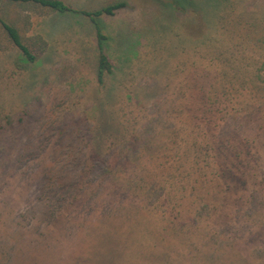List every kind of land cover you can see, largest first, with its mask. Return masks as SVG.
Segmentation results:
<instances>
[{"label": "rangeland", "instance_id": "rangeland-1", "mask_svg": "<svg viewBox=\"0 0 264 264\" xmlns=\"http://www.w3.org/2000/svg\"><path fill=\"white\" fill-rule=\"evenodd\" d=\"M131 1L133 3L128 9L99 20L102 33L107 38L105 53L114 69L113 75L106 78L104 88L96 83L98 52L95 29L88 19L46 11L42 14L37 11L28 13L16 4L0 1V16L20 29L24 41L31 44L40 58L35 65L21 71L13 67V61L17 57L15 50L0 52L1 114H15L33 101L37 106V111L25 121L23 127L14 126L1 133L0 137V142L6 149L0 160V167L4 169V173L0 172V186L4 189L0 201H4L2 208L8 209L5 213L9 215L7 217L2 213L7 220L2 227L10 238L15 231V227L9 224L10 221L18 222L32 207L37 214L44 211V207L40 208V205L35 206L26 201L36 196L39 179L36 174L44 162H36L31 168L33 170L27 171L28 175L32 174L29 180L22 178L20 173L10 167L11 156L15 155L19 145L26 140H50L49 146H46V151L50 152L58 139L56 129L68 126V132L64 134L67 139L78 126L83 131L90 128L93 117L103 126L107 122L115 124L124 139L128 140L129 132H138L145 140L150 139L152 131H143V126L149 120H156L161 133L159 131L154 143H150L151 150L147 154L142 151L143 154L135 160L131 159L128 171L116 172L114 176L118 178L114 186L118 188L121 185L127 191H120L128 195L130 193L132 197L139 196L136 194L138 184L149 176L141 173L143 168H160L161 163L167 166L157 171L159 186H164L171 192L173 185L179 187L185 184L176 176L171 179L166 177L171 172L168 165L174 167L178 163L176 156L172 160L173 151H169V146L164 150L159 147L160 144H165L169 134L163 130L168 128L172 132L185 125L180 136H188L191 135L193 123L197 121L196 115L202 114V111L209 114L213 122L221 124L220 118L224 116L226 104L228 107L235 104L239 108L254 99L258 100L250 94L239 97L238 91H231L229 85H221L219 81L223 90L220 89L218 103L209 106L215 97H211L204 79V88L202 91L198 89L200 75L204 72H198L202 69L201 59H209V54H213L215 48L211 42H222V36L216 32V17L210 13L211 6L206 7L207 35L200 38V24L193 15L178 17L160 9L154 0ZM78 2L80 5L89 3V8L93 9L99 0ZM258 5L260 11H264V3ZM224 33V40L231 43L232 35L228 31ZM207 39L211 42H205ZM37 94L41 95L39 101L34 99ZM248 138L255 139V146L258 147V152L252 150L248 156L249 164H240L248 174L250 192L264 184V135L263 132L259 136L250 134ZM112 147L114 149L115 145ZM182 164L184 169L189 167V164L184 166L183 160ZM134 166L137 168L136 175L128 177ZM12 172H15L14 176L8 177ZM161 179L164 183L160 182ZM190 187L191 184L185 185L188 200H184L182 219L176 220L164 215L162 201V204L150 209L137 208L132 201L124 202L123 205L115 203L114 209L108 210L110 215L107 218L100 215L101 210L105 209L102 204H98L93 206V210H96L87 218L95 216L97 223L80 230L81 234L71 228L66 216L57 222L52 220L50 227L39 225L36 221V233L27 234L24 241L16 242L17 249L24 250V255L26 250H31V254L37 251L33 261L35 264H86L83 261L84 254L89 264H264V250L258 254L257 250H250L253 246L234 241L233 235L225 242L219 237L213 240V234L220 231V224L235 223L240 227L246 220L243 215L237 216L236 206L233 204L235 202L228 198L226 203L222 194L214 201L210 196L202 194L204 191H198L199 186L193 201L189 197ZM237 191L240 196L243 195V191ZM139 192L138 190L137 193ZM205 201L209 202L211 210L209 214L201 216L199 206L203 205L198 204ZM222 202L225 204L222 205ZM190 203L194 205L191 206ZM261 208L264 212L263 207ZM73 213H81L84 217L87 215L79 208L74 209ZM193 221H199L198 226L192 228L193 232L183 234L186 226H190ZM173 223L178 228L177 233L181 230L182 234L169 230ZM259 223L263 224L260 220ZM164 228H168V234L159 233ZM252 230L256 231L254 227ZM86 233L89 240L82 243L83 248L85 244H89L90 256L83 251L79 241ZM260 234V240L264 239V229ZM13 239L15 238L12 237L5 245L8 249ZM16 260V263L11 261L9 264L21 262Z\"/></svg>", "mask_w": 264, "mask_h": 264}, {"label": "trees", "instance_id": "trees-1", "mask_svg": "<svg viewBox=\"0 0 264 264\" xmlns=\"http://www.w3.org/2000/svg\"><path fill=\"white\" fill-rule=\"evenodd\" d=\"M0 1L16 4L28 13L37 11L42 14L43 11H46L61 16H81L88 19L95 29L96 36L98 52L96 83L101 88L106 86V78L113 75L114 69L105 53L107 38L102 33L99 20L104 17H113L118 12L128 9L133 3L131 0H99L93 9L89 8V3L80 5L79 0ZM154 1L160 9L178 17L193 15L200 24V38L207 35L206 7L211 6L210 13L216 17V32L222 36V42L221 40L211 42L210 39L205 41L213 43L215 50L213 54H209V59H201L200 67L203 70L198 71H204L200 75L201 82L198 84V89L202 91L204 88L202 83L204 79L208 84L211 97H215L214 102L210 101L209 106L218 103L220 89L223 90L222 84L229 85L231 91H238L239 97L250 94L252 98H258V100L254 99L251 103L239 108L235 107V104L230 107L226 104L224 116L220 118L221 124L216 123L217 121L213 122L209 118V114L202 111V114L196 115L197 121L193 123L191 135L188 136H180V131L185 125L172 132L166 128L163 131L169 133L167 140L164 139L165 144H160L159 147L164 150L169 146V151H173L172 160L176 156L178 163L174 167L168 165L171 172L166 177L171 179L176 176L185 185L191 184L189 197L193 198V201L195 192L198 191H204L202 194L210 196L214 201L222 194L225 202L228 198L235 202L233 204L236 206L237 216L245 217L246 220L240 227L235 223L220 224V231L213 234V240L219 237L221 241L225 242L233 235L234 241L243 243L245 246H253L250 250H257L259 254L264 250V239L260 240V232L264 229V212L261 208L264 209V184L262 183L248 192V174L242 170L240 164H249L248 156L252 150L258 152L255 139L250 140L248 136L250 134L259 136L262 132L264 135V11H260V5H258L264 3V0ZM227 31L234 40L231 43L223 38L224 32ZM11 49L17 53L16 60L13 61L15 70H26L27 67L35 65L40 59L31 44L28 45L24 41L20 29L15 24L7 23L0 16V52ZM219 81H221L220 86ZM34 99L39 101L41 95L37 94ZM33 102L27 103L15 114L3 115L1 114L3 109L0 107V137L1 133L14 128V126H24L25 121L37 111V106ZM155 121L149 120L146 126H143V131H152L150 139L145 140L138 132L134 134L129 132L127 127L124 128L130 133V136L128 140L124 139L125 137L119 133V127L115 128V124L107 122L103 126L99 120L93 117V124L89 126L90 128H85L83 131L78 126L73 131L74 136L70 134L67 139L64 138V134L68 132V126L56 129L58 139L53 143L54 147L50 149V152L46 151L50 140L34 141L31 139L21 143L15 155L11 156L10 167L20 173L22 178L29 180L32 174L28 175L27 171L33 170L31 168L36 162H44L36 174V177H39L36 196L26 200L35 206L40 205V208L44 207V211L37 214L32 207L19 218L18 222L10 221L9 224L15 227L10 238L2 227L3 223L7 221L2 213L9 217L5 213L8 209H3L4 201H0V228L3 230L0 229V263L9 264L11 261L16 263L15 259H17L16 261H21L18 264H35L33 261L38 252L34 251L31 254V250H26L24 255V250L17 249L16 243L24 241L27 234L36 233L38 228L34 226V222L38 221L39 225L45 224L46 227H50L52 220L57 222L66 216V221L71 224V228L81 234L80 230L97 223L98 219L94 220L95 216L87 218L90 217L92 211L96 210H93V206L98 204H102L105 209L101 210L100 215L107 218L110 215L108 210L112 211L115 203L123 205L124 202L132 201L133 206L137 208L150 209L152 206L157 207L162 204V201L164 202V208H162L164 215L172 216L176 220L182 219L183 209H185L184 200L187 199L186 188L185 185L179 187L173 185L169 192L168 188L159 186L157 171L165 168L167 166L165 164L160 163V168L152 166L151 170L143 168L142 172L139 171L144 175L149 174L147 180L142 179L138 184L136 194L139 196L132 197L130 193L128 195L120 191H127L121 185L118 188L114 186L117 184L118 178L114 176L116 172L128 171L131 168V159L135 160L136 157L143 154L142 151L144 153L146 151L147 154L151 150L150 143H154L160 131ZM113 145H115L114 149H112ZM4 150L6 149L0 142V160L5 155ZM109 151L113 153H109ZM164 155L166 156V154ZM119 159L123 161H118ZM182 160L184 166L189 164L188 168L184 169ZM133 168V172L128 177L136 175L137 168L135 166ZM0 172L4 173L2 166ZM14 174L15 172H12L8 174V177L11 178ZM207 176L210 178L208 179ZM160 182L164 183L162 179ZM236 189L243 191V195L240 196ZM138 190L139 193H137ZM3 191V187L0 186V196ZM200 203L198 205L203 206H199V215L209 214L211 210L209 202ZM77 208L81 211L84 210L87 215L84 217L81 216V213H73ZM259 220L263 224H260ZM198 223L199 221H193L190 226H186L183 234L193 232L192 228H196ZM253 227L255 232L252 230ZM169 228L177 233L178 228L174 223ZM169 230L164 228L159 233L168 234ZM177 234H182V231L180 230ZM12 237L15 239L10 243L12 245L8 249L5 245ZM87 240H89L87 233L83 235V238L80 237L82 248L83 243H86ZM83 251L90 256L88 243L85 244ZM83 261L89 264L88 259L85 260V254Z\"/></svg>", "mask_w": 264, "mask_h": 264}]
</instances>
